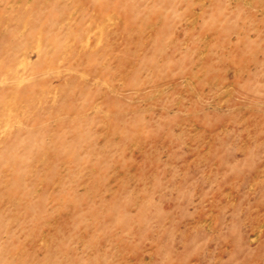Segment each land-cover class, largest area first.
Listing matches in <instances>:
<instances>
[{
    "label": "rangeland",
    "instance_id": "1",
    "mask_svg": "<svg viewBox=\"0 0 264 264\" xmlns=\"http://www.w3.org/2000/svg\"><path fill=\"white\" fill-rule=\"evenodd\" d=\"M0 264H264V0H0Z\"/></svg>",
    "mask_w": 264,
    "mask_h": 264
}]
</instances>
